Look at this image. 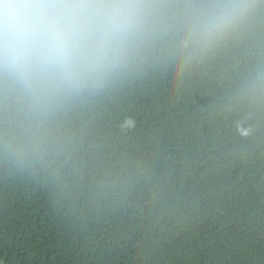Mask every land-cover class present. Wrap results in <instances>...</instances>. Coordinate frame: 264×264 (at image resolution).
Here are the masks:
<instances>
[{"label": "trees", "instance_id": "trees-1", "mask_svg": "<svg viewBox=\"0 0 264 264\" xmlns=\"http://www.w3.org/2000/svg\"><path fill=\"white\" fill-rule=\"evenodd\" d=\"M215 0H146L102 89L36 105L0 81V264H264V0L208 47Z\"/></svg>", "mask_w": 264, "mask_h": 264}, {"label": "clouds", "instance_id": "clouds-1", "mask_svg": "<svg viewBox=\"0 0 264 264\" xmlns=\"http://www.w3.org/2000/svg\"><path fill=\"white\" fill-rule=\"evenodd\" d=\"M245 8L215 0L190 24L186 45H212ZM152 12L146 0H0V81L36 105L94 93L134 63Z\"/></svg>", "mask_w": 264, "mask_h": 264}]
</instances>
